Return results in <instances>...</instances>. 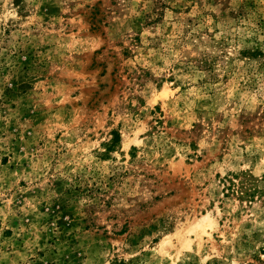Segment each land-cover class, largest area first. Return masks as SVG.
<instances>
[{
	"label": "rangeland",
	"instance_id": "rangeland-1",
	"mask_svg": "<svg viewBox=\"0 0 264 264\" xmlns=\"http://www.w3.org/2000/svg\"><path fill=\"white\" fill-rule=\"evenodd\" d=\"M248 177L264 0H0V264H264Z\"/></svg>",
	"mask_w": 264,
	"mask_h": 264
},
{
	"label": "trees",
	"instance_id": "trees-1",
	"mask_svg": "<svg viewBox=\"0 0 264 264\" xmlns=\"http://www.w3.org/2000/svg\"><path fill=\"white\" fill-rule=\"evenodd\" d=\"M117 141L118 135L114 134L111 144H115ZM234 186L235 185L231 181H227L225 191L230 194H235L240 201H244L248 205L252 204L254 197L261 198L260 203L262 208H264V192L253 187L251 177L243 179L237 186Z\"/></svg>",
	"mask_w": 264,
	"mask_h": 264
}]
</instances>
